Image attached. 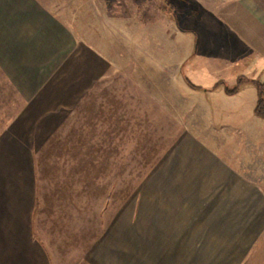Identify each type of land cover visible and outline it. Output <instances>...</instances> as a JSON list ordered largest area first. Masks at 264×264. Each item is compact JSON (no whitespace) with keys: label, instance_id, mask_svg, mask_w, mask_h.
Masks as SVG:
<instances>
[{"label":"crops","instance_id":"obj_1","mask_svg":"<svg viewBox=\"0 0 264 264\" xmlns=\"http://www.w3.org/2000/svg\"><path fill=\"white\" fill-rule=\"evenodd\" d=\"M211 1L264 62V0ZM76 17L0 0V264H264L255 84L226 93L188 29Z\"/></svg>","mask_w":264,"mask_h":264},{"label":"rangeland","instance_id":"obj_2","mask_svg":"<svg viewBox=\"0 0 264 264\" xmlns=\"http://www.w3.org/2000/svg\"><path fill=\"white\" fill-rule=\"evenodd\" d=\"M45 1L53 5L54 8L59 11V14H61L63 18L65 17V20L77 14L78 17L74 20L79 21L77 24L80 25V29L84 28V24H92L93 29H106L108 26V28L114 30L115 24L111 23L108 15L117 17L124 16L127 20V24L123 22L121 26L131 27L133 21L138 23H141L140 21L144 23L151 21L155 23L153 25L155 31L157 28H165V23L167 26H171L173 30L188 29L195 33L197 44L200 48L198 56H195L193 59L194 62L197 61V63L201 64L203 67L204 63H214L218 65L219 72L217 78L223 79L227 85H233L239 75L264 83L263 61L260 62L254 58L253 60L250 58V61L246 59L248 62L241 61V59H234V57L236 56L237 58L242 51L243 54L245 53L243 58H248V54H252L253 57L255 56V51H251L248 43L233 38V36L227 32L226 28L219 23L213 14L219 12L222 7L210 6L209 4L212 3L211 0H203L205 4H208L203 8L198 7L194 0H171L175 5L172 8H169L168 5H164L163 0H104V2L99 4L94 0ZM96 7H99L100 10H96ZM162 9H168L167 13H163ZM106 17L108 22L105 21ZM125 32H129V30L125 29ZM124 41L125 45H131V43L128 44V42H133L126 38ZM230 42L232 46L229 45ZM187 43L189 51L196 46L193 35L188 39ZM206 48L208 49L205 50ZM190 59V62H193L192 57ZM210 74L215 75L216 73L211 72ZM187 75L193 79L190 76L191 74ZM250 86V88H253L252 84ZM250 95L251 90L246 88L241 92V97L238 96L236 99L241 101L247 100ZM215 100H217L216 97L215 99L208 98L209 104L213 103Z\"/></svg>","mask_w":264,"mask_h":264},{"label":"trees","instance_id":"obj_3","mask_svg":"<svg viewBox=\"0 0 264 264\" xmlns=\"http://www.w3.org/2000/svg\"><path fill=\"white\" fill-rule=\"evenodd\" d=\"M166 4H168L169 8H172L170 1L169 0H164ZM250 81L251 83H254L257 90H258V99L255 105V114L259 117L264 118V83H261L260 81L253 80V79H248L245 76H238L236 79V82L233 86H229L227 84L224 85L225 92L228 94H235L237 93L242 85ZM192 86L196 87L194 84L189 82ZM219 84H224L223 81L219 82Z\"/></svg>","mask_w":264,"mask_h":264}]
</instances>
